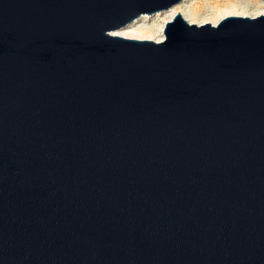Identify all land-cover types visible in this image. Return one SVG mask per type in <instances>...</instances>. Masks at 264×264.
Here are the masks:
<instances>
[{"label": "water", "instance_id": "1", "mask_svg": "<svg viewBox=\"0 0 264 264\" xmlns=\"http://www.w3.org/2000/svg\"><path fill=\"white\" fill-rule=\"evenodd\" d=\"M181 2L0 0V264H264V12Z\"/></svg>", "mask_w": 264, "mask_h": 264}, {"label": "rangeland", "instance_id": "2", "mask_svg": "<svg viewBox=\"0 0 264 264\" xmlns=\"http://www.w3.org/2000/svg\"><path fill=\"white\" fill-rule=\"evenodd\" d=\"M183 0V2L174 6L168 11H159L155 14H144L138 19L134 20L124 29L132 31L139 38H146V31L151 32L154 42L164 39L163 31L165 26L173 21V19L180 15L189 24L216 25L221 20L227 17L222 10H213L215 4L220 5L218 9H224V5L236 4L238 5L237 13L247 14L246 17L251 16L263 9L262 0ZM264 12V11H262ZM236 13V12H235ZM185 15V16H184ZM188 15V16H187ZM222 17H221V16ZM251 18V17H250ZM129 27V28H128ZM122 32V31H121ZM118 33V32H117ZM137 40V39H136ZM139 40V39H138ZM152 40V41H153Z\"/></svg>", "mask_w": 264, "mask_h": 264}, {"label": "bare ground", "instance_id": "3", "mask_svg": "<svg viewBox=\"0 0 264 264\" xmlns=\"http://www.w3.org/2000/svg\"><path fill=\"white\" fill-rule=\"evenodd\" d=\"M188 1V0H187ZM186 1V2H187ZM225 6V8L224 9H218L219 7H220V5H218V4H215L213 7H212V9L213 10H220V12H221V10H222V13L223 12H225V13H228V14H226L227 15V17H231V16H233V17H246V15L247 14H245V15H243L242 13H237V11L239 10L238 9V5H236V4H231V5H224ZM262 11H264V7H263V9L262 10H260L259 12H257V13H255V14H252L251 16H249V17H254V18H256V17H258V16H260L263 12ZM236 12V13H235ZM185 16V15H184ZM188 16V15H187ZM221 16V15H220ZM222 17V16H221ZM217 24V23H216ZM215 25V24H214ZM129 28V27H128ZM127 29H123V30H120V31H118V33L116 32V33H114V35H116V36H120V37H123V38H126V39H139V40H153V35L151 34V32H148V31H146L147 33H146V38H139V36H137V35H133L134 33L132 32V31H126ZM122 31V32H121ZM163 37H164V35H163ZM163 39H160V40H158V41H156V42H161ZM154 41V40H153Z\"/></svg>", "mask_w": 264, "mask_h": 264}]
</instances>
